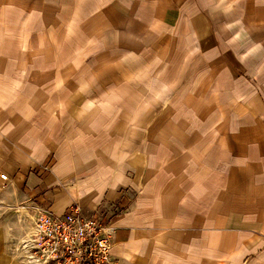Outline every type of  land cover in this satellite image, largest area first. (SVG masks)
<instances>
[{"label": "crops", "instance_id": "crops-1", "mask_svg": "<svg viewBox=\"0 0 264 264\" xmlns=\"http://www.w3.org/2000/svg\"><path fill=\"white\" fill-rule=\"evenodd\" d=\"M61 1L0 0V173L9 179L0 214L11 223L26 221L33 206L60 214L77 205L84 216L120 208L110 221L120 264H264V111L249 106L251 124L243 106L233 109L238 115H223V104L244 93L254 70L212 0H143L152 5L149 21L160 13L189 35L211 76L209 97L180 89L179 107L137 116L111 107L100 117L90 107L79 121L83 75L77 77L75 63H62L61 46L54 52L45 42L64 38L61 23L76 31L77 20L91 26L99 19L104 40L89 52L100 60L93 57L88 79L103 86L117 77L110 54L128 48L135 55L145 39L126 27L130 0H72L68 16ZM153 68L129 85L149 84Z\"/></svg>", "mask_w": 264, "mask_h": 264}, {"label": "rangeland", "instance_id": "rangeland-1", "mask_svg": "<svg viewBox=\"0 0 264 264\" xmlns=\"http://www.w3.org/2000/svg\"><path fill=\"white\" fill-rule=\"evenodd\" d=\"M61 2V14L68 16V8L71 7L72 0H62ZM212 3L211 10L223 19L222 23L228 26L231 43L243 51L250 67L254 70L249 76L251 79L249 81L250 85L243 88L244 93L234 96V102L223 104L227 107L223 115H231V113L238 115L234 113L233 109L239 110L243 106L244 110L247 111L245 122L250 123L253 119L248 114L250 112L249 106L254 107L256 102L259 109L264 111V0H212ZM99 11L100 9L94 12L98 13ZM156 11L159 12L158 8ZM150 12H152L151 4L146 5L143 0H130V6L126 11V17L130 18V22L126 27L137 32L138 36L145 39V43H142L140 50L135 55L128 48L125 50L124 55H122L123 51L119 52L120 55L110 54L107 62L112 67L117 68L116 87L109 86L110 83L115 84V77L114 80L105 82L103 86H94V83L90 86L92 82L89 80L91 78L88 73L91 72V65H88L94 63V58L100 60V57L95 54L90 56L89 52L98 50L104 40L101 37V31L97 32L98 27L103 26L99 19L98 22H93L91 26L77 20L76 31H73L74 28L71 27L74 24L61 23L60 25L64 27V38L59 39L60 41L54 40L58 44L57 46H52L54 42H52V39H48L49 37L47 38L48 42H45V44L50 46L54 52L58 51L61 46L62 63H75L77 77L83 75L84 81L80 80L81 77L77 79L80 80L81 84V86L78 85L76 92L78 98L76 118H78V121L80 116H84L88 114L87 112L93 110L89 109L90 107H94L96 112L99 111L96 117H100L101 113H105L107 108L111 107L115 109L116 107L119 109H133L134 116L153 107H157V111L162 108H170V106L175 107L176 104L179 107L180 104L177 101L180 98V89L186 91L188 88L189 94H200L203 98L204 96L209 97L208 90L210 88L207 84L211 76L204 70L198 57L194 54L191 38L187 37L189 35L180 32V24L177 21L165 20V16L160 13H156V16L153 17L155 19L149 21ZM99 15L96 14V18ZM77 17L80 18L78 14ZM86 30L89 31L85 32ZM113 33H116L115 28L109 32L110 35H113ZM180 51L183 53H180ZM100 62L104 64L103 60ZM148 66L154 67L151 76L155 74L149 84H142V86L136 88L129 85V83L138 82L139 79L142 80L148 77ZM123 68L126 69L124 72L126 73L125 85H121L122 80H124ZM155 69L160 70L155 71ZM166 76L168 82L163 83ZM254 76L256 78H253ZM117 84L119 85L117 86ZM63 90L64 86H60L57 89L58 94L63 96L65 94ZM110 91L118 93L119 97L109 98ZM198 91L199 93H197ZM201 91H205L204 95L200 93ZM85 95H90L92 101L89 103L85 102L86 99L82 101ZM204 106H206V102ZM223 106L221 109H224ZM222 112L223 110H221ZM89 117H92V115L89 114ZM228 127L229 124L226 128ZM228 137L230 136L227 135ZM243 163L245 162L238 164L239 168ZM2 189L0 187V210L8 205L5 203L4 197L1 196L3 195ZM17 205L24 206V204ZM15 207L17 206L15 205ZM28 211L29 214H26V216L32 214L31 210ZM10 217L4 213L0 214V261L7 258L9 260L8 264H12L10 260L17 264H25L23 256L25 246L23 244L25 243L24 239L29 235L32 223L30 218L27 217L26 221L22 222L21 217V220L14 218L15 220L10 223ZM0 264L6 263L3 261Z\"/></svg>", "mask_w": 264, "mask_h": 264}, {"label": "built area", "instance_id": "built-area-1", "mask_svg": "<svg viewBox=\"0 0 264 264\" xmlns=\"http://www.w3.org/2000/svg\"><path fill=\"white\" fill-rule=\"evenodd\" d=\"M0 187L9 179L0 173ZM113 209L106 217L102 212L81 214L77 205L57 214L49 208L33 206L32 226L24 239L25 264H120L111 253L110 221L120 213Z\"/></svg>", "mask_w": 264, "mask_h": 264}]
</instances>
